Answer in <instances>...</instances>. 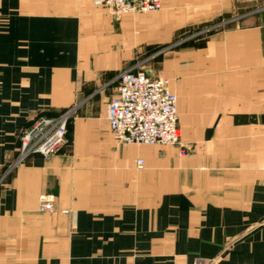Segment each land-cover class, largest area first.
Returning a JSON list of instances; mask_svg holds the SVG:
<instances>
[{
  "label": "crops",
  "instance_id": "obj_1",
  "mask_svg": "<svg viewBox=\"0 0 264 264\" xmlns=\"http://www.w3.org/2000/svg\"><path fill=\"white\" fill-rule=\"evenodd\" d=\"M162 1L0 0V264H264V0ZM135 65L170 81L187 154L111 131ZM72 108L63 150L17 164L34 121Z\"/></svg>",
  "mask_w": 264,
  "mask_h": 264
},
{
  "label": "built area",
  "instance_id": "obj_2",
  "mask_svg": "<svg viewBox=\"0 0 264 264\" xmlns=\"http://www.w3.org/2000/svg\"><path fill=\"white\" fill-rule=\"evenodd\" d=\"M97 5L110 8L117 16L136 12H156L163 8L162 0H94ZM264 10V5L254 12ZM116 95L108 104L107 119L116 139L125 145H175L181 153L188 149L182 145L179 125L178 96L170 81L155 76L151 71L135 65L119 74ZM75 108L59 117H41L34 121L20 138L17 164L28 156L38 154L47 159L63 150L68 143V123ZM138 161V165L143 164ZM41 212L56 211L55 197L42 194ZM191 264H217L215 259H196Z\"/></svg>",
  "mask_w": 264,
  "mask_h": 264
},
{
  "label": "rangeland",
  "instance_id": "obj_3",
  "mask_svg": "<svg viewBox=\"0 0 264 264\" xmlns=\"http://www.w3.org/2000/svg\"><path fill=\"white\" fill-rule=\"evenodd\" d=\"M258 1H260V0H258ZM259 7H262L261 5H259V6H257V7H254V9L255 10H257ZM252 10L251 9H249L247 12H245V13H250ZM244 13V14H245ZM116 15V14H115ZM232 20H234V19H232ZM232 20H226V21H223V22H221V23H217V24H215V23H213V24H211V26L209 25L208 27H206L205 29H203V30H200V31H196V32H193L192 34H188V33H186V34H181L177 39H175L176 41H174V42H172V43H170V44H168V45H166L165 47H163V52H165V51H168V50H170V49H173L174 47H177V46H179V45H181V44H184L186 41H188L189 39H191V38H195V37H200V36H203V35H205V34H208V32H210V31H212V30H214V29H216V28H218L219 27V25L221 24V25H227V24H229V23H231L232 22ZM149 60V59H148ZM148 60H146V62H144V63H147L148 62Z\"/></svg>",
  "mask_w": 264,
  "mask_h": 264
}]
</instances>
